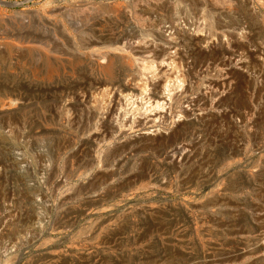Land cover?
I'll return each instance as SVG.
<instances>
[{"label":"rangeland","instance_id":"obj_1","mask_svg":"<svg viewBox=\"0 0 264 264\" xmlns=\"http://www.w3.org/2000/svg\"><path fill=\"white\" fill-rule=\"evenodd\" d=\"M0 264H264V0H0Z\"/></svg>","mask_w":264,"mask_h":264},{"label":"bare ground","instance_id":"obj_2","mask_svg":"<svg viewBox=\"0 0 264 264\" xmlns=\"http://www.w3.org/2000/svg\"><path fill=\"white\" fill-rule=\"evenodd\" d=\"M126 43V42H125ZM129 46H130V44H129ZM140 51V50H139ZM243 66V65H242ZM242 66H241V68H242ZM219 85V84H218ZM241 119V118H240ZM159 133V132H158ZM149 136H158V134L156 133V134H152V135H149ZM180 148V147H179ZM183 149V148H182ZM175 153V155H180V152L179 151H177V152H174ZM170 154V153H169ZM174 155V156H175ZM171 156V155H170ZM174 156H172V157H174Z\"/></svg>","mask_w":264,"mask_h":264}]
</instances>
